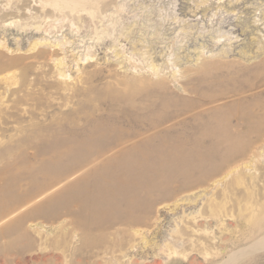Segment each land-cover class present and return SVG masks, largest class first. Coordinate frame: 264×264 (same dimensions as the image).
Returning <instances> with one entry per match:
<instances>
[{"label":"rangeland","instance_id":"obj_1","mask_svg":"<svg viewBox=\"0 0 264 264\" xmlns=\"http://www.w3.org/2000/svg\"><path fill=\"white\" fill-rule=\"evenodd\" d=\"M52 1L0 0V264H264V0Z\"/></svg>","mask_w":264,"mask_h":264},{"label":"bare ground","instance_id":"obj_2","mask_svg":"<svg viewBox=\"0 0 264 264\" xmlns=\"http://www.w3.org/2000/svg\"><path fill=\"white\" fill-rule=\"evenodd\" d=\"M201 3H202V1H200ZM89 3H90V0H61V2H58V1H52V2H50V3H48L49 4V7L50 8H52L53 9V11H57L58 13H60V12H63V11H68V12H70V13H72V12H76V13H79V12H85L86 14H87V16H93V12L91 11V9L90 8H88V5H89ZM43 6V5H42ZM44 7V6H43ZM264 11V9H262V12ZM192 12H193V10H192ZM261 12V13H262ZM84 14V13H83ZM5 22V21H4ZM5 26L7 27V29H9L10 30V28H11V30L12 29H15L16 27H18L19 29L20 28H22V27H19L18 25H12V22H7V23H5ZM51 26V25H50ZM17 28V29H18ZM25 28V27H24ZM32 28V27H31ZM40 28V26H34V29H36V31H38V29ZM16 29V30H17ZM18 31V30H17ZM33 31V30H32ZM41 31V30H40ZM23 32V31H22ZM43 33V34H42ZM50 33V32H49ZM49 35L50 34H48L47 33V30H45V31H41V36H39V37H37V38H34V39H32L33 41H31L29 44H28V47L29 48H27V51H30V50H34V49H37V48H40V47H45V46H48V47H53L54 49H59V50H61V51H63V50H65V44H68V43H70L69 41H67V39H64V37L63 38H61V39H57V40H55V41H51L50 39H51V37H53V35H50V37H49ZM48 37H49V39H48ZM64 39V40H63ZM145 46V45H144ZM3 47H5V41L4 40H2V39H0V50H2L3 49ZM89 47V46H88ZM86 48V54H84L83 56H81V55H79V56H77V54L76 55H73V54H71V55H73V57H71V61L74 63L73 65L75 66V69H74V71H73V73L74 74H79V70H80V64H83V63H85V62H87V61H92L93 60V58H94V53H92L91 52V50H90V48ZM6 48H7V50H9V47H7L6 46ZM52 48V49H53ZM264 48V47H263ZM51 49V50H52ZM68 50V49H67ZM14 51V50H13ZM2 52V51H1ZM77 52V51H76ZM223 53H225V50L223 51ZM3 54H4V52H3ZM44 54H46V51L44 50V49H40L39 51H37V54H36V56L38 57V56H43ZM115 54H121V57H123L122 58V60L120 61V62H123L124 64V66H126L127 67V64H126V62L129 64V62L131 61L130 60V58H126V56H124L119 50H116V52H115ZM1 55H2V53H1ZM61 55V54H60ZM51 56V55H50ZM18 56H16V57H14V58H12V63L13 62H15V61H18V60H21L20 58H17ZM65 58H66V55L64 54V55H62V56H56V57H51L50 58V61H52V63H53V65H54V68H55V72H56V76H58V80H62L64 83L63 84H65L66 83V77L68 76V73L66 74V70L64 69L65 67H69V65H67L66 66V60H65ZM199 58V56H197V58L196 59H198ZM1 60V59H0ZM14 60V61H13ZM69 60V59H68ZM172 63V62H171ZM69 64V63H68ZM177 67V66H176ZM135 68L136 67H131L130 69H132L133 71L135 70ZM149 68V67H148ZM150 69L152 70V73L153 74H157V72H158V70H157V65L156 64H154V63H151L150 64ZM138 70V69H137ZM7 71V70H6ZM6 71H5V73H6ZM10 71V70H9ZM10 72H12V71H10ZM179 72V69H177V70H173L172 71V77L173 78H175L176 79V76H178L177 75V73ZM10 74V73H9ZM8 74V71H7V73L6 74H4L3 75V72L2 73H0V80H2L3 78H6V77H8L7 75H9ZM11 74H13V73H11ZM10 77V76H9ZM13 78V77H12ZM74 79V78H73ZM4 81V80H3ZM2 82V81H1ZM7 83L9 82V81H6ZM3 83H5V82H3ZM11 83V82H10ZM71 83V82H70ZM70 83H66V86H64L63 88H62V90L63 91H70L72 88L70 87ZM8 86V85H7ZM254 160V159H253ZM177 206V204H174L173 203V205H171V207H168V210H173L174 209V207H176ZM165 207H167V205L165 206ZM173 207V208H172ZM32 226V225H31ZM34 226H37V225H35L34 224ZM135 230V234H137V233H139L140 232V229H134ZM144 238V237H143ZM261 243H263L264 242V237L261 239ZM147 242V240H144L143 241V244H147L146 243ZM264 244V243H263ZM246 253V252H245ZM239 254H241V253H239ZM233 255H235V254H231L229 257L231 258V256H233ZM169 257H171V258H178V257H180V255L178 254V251L176 250V249H172V250H170L169 251ZM232 259V258H231ZM230 260V259H229ZM227 263V262H226ZM223 264V263H222Z\"/></svg>","mask_w":264,"mask_h":264}]
</instances>
